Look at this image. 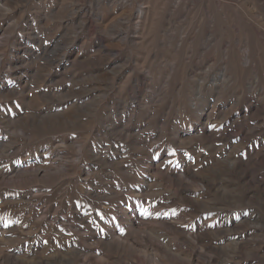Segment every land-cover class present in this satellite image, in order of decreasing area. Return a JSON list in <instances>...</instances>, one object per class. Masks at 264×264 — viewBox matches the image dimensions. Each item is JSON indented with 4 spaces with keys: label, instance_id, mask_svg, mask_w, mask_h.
Masks as SVG:
<instances>
[{
    "label": "rangeland",
    "instance_id": "1",
    "mask_svg": "<svg viewBox=\"0 0 264 264\" xmlns=\"http://www.w3.org/2000/svg\"><path fill=\"white\" fill-rule=\"evenodd\" d=\"M0 264H264V0H0Z\"/></svg>",
    "mask_w": 264,
    "mask_h": 264
}]
</instances>
